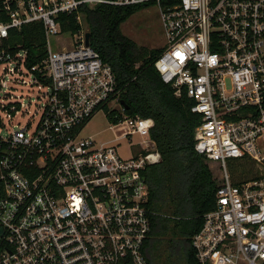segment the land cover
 Here are the masks:
<instances>
[{"label":"built area","instance_id":"built-area-1","mask_svg":"<svg viewBox=\"0 0 264 264\" xmlns=\"http://www.w3.org/2000/svg\"><path fill=\"white\" fill-rule=\"evenodd\" d=\"M85 5L158 7L166 45L154 66L192 102L194 148L219 172L214 209L192 240L198 263L264 264V0H0V264H145L154 122L124 114L110 66L86 40ZM72 15L80 29L63 33ZM32 24L47 54L27 68L9 41ZM61 34L73 41L54 51L49 39ZM15 83L37 89V120L23 126L12 123L29 105ZM98 112L121 130L129 158L120 143L81 136Z\"/></svg>","mask_w":264,"mask_h":264},{"label":"trees","instance_id":"trees-1","mask_svg":"<svg viewBox=\"0 0 264 264\" xmlns=\"http://www.w3.org/2000/svg\"><path fill=\"white\" fill-rule=\"evenodd\" d=\"M141 9L85 5L79 12L88 25L89 46L112 70L124 114L154 122L150 138L160 161L143 172L151 212V230L142 249L145 264H199L192 240L202 228L204 215L214 209L217 180L194 148L201 119L191 112L192 102L185 95L176 97L154 66L163 48L140 47L121 33V25ZM61 22L63 33L80 29L74 15L62 16ZM9 43L26 51L27 68L40 65L46 57L39 24L12 31Z\"/></svg>","mask_w":264,"mask_h":264},{"label":"rangeland","instance_id":"rangeland-1","mask_svg":"<svg viewBox=\"0 0 264 264\" xmlns=\"http://www.w3.org/2000/svg\"><path fill=\"white\" fill-rule=\"evenodd\" d=\"M83 29L88 30V25L83 22ZM121 33L134 41L138 46L151 49L163 48L166 45L165 33L161 24V16L157 6L150 5L137 11L126 22L121 25ZM50 46L52 50L69 49L70 43L73 41L71 34H61L58 36L50 37ZM14 95H19L24 99L25 104H29L24 114L16 117L12 123L14 125H26L33 117L35 121L37 116L36 111V98L37 89L35 87L19 86L15 83V87L12 88ZM7 93V90L0 88V106L7 103L4 100L3 94ZM110 107L116 108L115 104H110ZM4 112L0 107V116H3ZM6 127H10L7 119H5ZM110 124L105 118L102 112H98L83 128L82 137H92L97 144L101 143H120L118 146L119 155L122 158H129L133 153L128 146L126 139H117L121 136V130H115L114 132L109 129ZM2 131H0V134ZM211 173L215 178L219 177L217 167L208 163Z\"/></svg>","mask_w":264,"mask_h":264},{"label":"water","instance_id":"water-1","mask_svg":"<svg viewBox=\"0 0 264 264\" xmlns=\"http://www.w3.org/2000/svg\"><path fill=\"white\" fill-rule=\"evenodd\" d=\"M89 36H90L89 34L86 35V40H87V41L89 40ZM121 105L123 106L124 109H126V107H125V105H124L123 102H121Z\"/></svg>","mask_w":264,"mask_h":264},{"label":"snow or ice","instance_id":"snow-or-ice-1","mask_svg":"<svg viewBox=\"0 0 264 264\" xmlns=\"http://www.w3.org/2000/svg\"><path fill=\"white\" fill-rule=\"evenodd\" d=\"M179 55V54H178Z\"/></svg>","mask_w":264,"mask_h":264}]
</instances>
